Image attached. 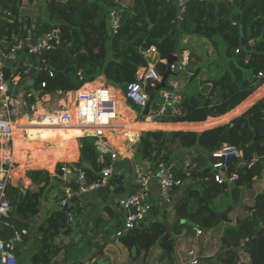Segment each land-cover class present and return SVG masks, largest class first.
<instances>
[{
    "label": "trees",
    "instance_id": "obj_1",
    "mask_svg": "<svg viewBox=\"0 0 264 264\" xmlns=\"http://www.w3.org/2000/svg\"><path fill=\"white\" fill-rule=\"evenodd\" d=\"M44 1L46 5L43 9L47 13L48 22L38 25V32L60 28L61 44L56 51L44 56L51 77L47 72H42L33 80L21 81L24 89L32 90L28 97L30 104L35 100L31 95L33 92L40 96L70 93L100 78L104 80L105 86L124 90L128 83L136 80L139 70L148 68L149 64L155 65L162 76L165 64L161 61L174 55L175 62H180L184 52L189 55L184 72L176 75L186 82L182 92L176 93L180 98L175 104L179 114H173L169 106L166 114L158 120L159 123L172 124L163 125L172 131L143 132L133 144L131 160L117 159L112 163L108 157L106 164L112 166V176L105 187L94 194H88L97 195L103 203H107L111 194L121 195L129 186H132L129 193L134 191L132 168L135 166L156 170L159 165H170L179 155L186 154L187 159L179 162L173 170L174 177L187 186L178 190L180 197L176 202L174 198L172 210L153 208L152 218L119 237L120 244L132 257L159 245L163 250L160 262L170 263L178 239L193 235L198 227L215 229L225 225L218 263L264 264V193L253 197V205L247 209L249 216L238 218L234 225H231L232 217L229 218L230 214L233 216L237 204L240 205L243 194L264 173V139H255L256 136L264 135V98L242 115L225 123L226 117L248 105L256 94L260 93L258 98L264 94L263 87L243 106L237 107L264 84V78H258L259 73L264 75V16H260L258 8H249L240 22V12L246 2L191 0L180 16L172 0ZM22 2L0 0V6L15 16L13 21L0 18V39L22 33L28 25V19L24 17L23 24L19 23ZM113 10L120 16L116 33H112L109 27V14ZM152 48L158 55V62L147 56ZM168 81L169 78L166 84ZM153 90L148 88L147 91L150 93ZM155 107L151 104V108ZM208 118H213L214 122L223 121L218 123L220 125L214 124L207 128H178L182 124L177 123L201 126ZM28 133L45 144L62 147L58 162L76 160L77 137L73 138L71 130L53 129L37 137L31 131ZM77 142L80 159L76 165L81 167L82 159L86 160L94 169V172L84 169L87 182L99 180L101 166L96 162L98 153L95 139L84 136ZM224 144L232 148L244 147L242 152L245 161L254 157L257 160L249 169L239 167L238 180L232 185H218L213 179L212 167L215 161L212 153ZM36 148L30 152L31 160L33 155L41 156L45 153L44 148ZM195 150L196 154L192 155ZM20 156L17 155L18 159ZM60 167L61 164L56 166L53 179L47 172H28L30 179L36 178L34 182H37V178L43 181L41 190L34 192V196L50 192V180L57 183L64 181ZM225 193H230L233 203L221 213L222 210L214 208V203ZM61 195L57 193L53 200L57 202ZM8 197L11 216L7 223L2 224L0 238L7 239L15 231L27 230L29 234L24 236L22 244L31 241L30 246L36 248L35 253L27 259L22 251L28 253V248L19 246L15 252L17 264H49L63 251L65 246L62 238L70 239L68 245L73 247L84 240L90 246H97L95 241L100 233L110 235L122 227L123 213L118 210L116 203L112 209L104 205L100 215L84 227L78 229V223L71 226L68 214L78 218L84 210L79 202L74 201L66 208L55 206L52 212L45 214L34 230L28 222L18 219L14 214L24 200L23 195L10 187ZM175 219L179 220V224L167 234L164 223L172 224ZM242 256L248 259L247 263L242 262ZM91 260V264H96V258Z\"/></svg>",
    "mask_w": 264,
    "mask_h": 264
},
{
    "label": "built area",
    "instance_id": "obj_2",
    "mask_svg": "<svg viewBox=\"0 0 264 264\" xmlns=\"http://www.w3.org/2000/svg\"><path fill=\"white\" fill-rule=\"evenodd\" d=\"M168 1V0H167ZM178 8L181 16L185 12L186 5L191 0H172ZM27 6H35L36 9L44 7V0H23L20 7L19 23L23 24L24 11ZM41 5V7H40ZM35 9V10H36ZM13 13L8 9L0 6V18L14 20ZM28 25L25 26L22 33H14L10 37L0 39V228L2 224L7 223L11 216V204L8 197V189L12 187V176L17 161L14 158L15 141L14 135L18 128V121L21 114L26 111H32L43 101L45 104L49 102L47 97L35 96V92L31 95L34 102L30 104L28 97L32 90L24 89L21 81H28L37 78L39 73L47 72L51 77L52 73L47 70L46 53L54 52L61 44L60 28H52L47 31L38 32V25L48 22L47 13L42 9V13L35 18L26 15ZM120 16L116 10L109 14V27L112 33H116L119 27ZM235 25V23H233ZM155 49L152 48L147 54L152 55ZM189 60V55L184 52L181 55L180 62H174L170 71L175 75L167 84L174 89H182L185 80L177 74L184 72V68ZM165 64V60L161 61ZM19 70L21 74H19ZM9 72V74H7ZM259 79H263V73L258 74ZM162 76L157 72L155 65L149 64L148 68L140 69L136 80L128 83L122 90L123 99L130 104L145 108L148 101V88L156 89L161 83ZM44 86V85H42ZM211 88V85H208ZM83 88V87H82ZM80 89L75 102V115L66 106H61L59 111L54 112L49 117L52 122L58 126L71 127L76 123L84 132L90 131L91 134L85 133L83 136H89L95 139V147L97 149V164L101 166L99 180L88 183L84 169L74 163H60V174L64 181L61 182L60 193L61 198L56 202L58 208H66L71 206L74 201L79 202V206L84 202V197L88 194L96 193L100 188L105 187L108 179L113 174L112 166L106 164L109 157L110 162L119 159V154L112 150L107 142L105 133L114 127L117 120V102L110 87L101 85L89 89ZM160 104L148 111L145 120H150L153 124L162 118L167 108L171 106L173 114H179V110L175 104L180 98L174 92L160 90ZM60 93V92H58ZM67 106L71 104L68 102ZM118 128V127H116ZM187 159V158H186ZM213 179L218 185L234 184L238 180V168H251L256 163L254 157L250 161L243 159V152L237 148L222 145L218 150L212 153ZM178 164L159 165L156 170L143 169L135 167L133 170V186L134 191L117 198L115 201L118 210L123 213L122 227L112 233L111 238L119 239L132 229L139 227L145 220L152 218V209H172L174 195L179 193L178 190L186 187V183L174 177V168ZM53 174V177H55ZM152 183L155 184L158 199L155 201L152 196ZM75 221L74 215L68 214V223L73 226ZM197 235L202 232L195 229ZM27 230L15 231L9 238H0V264H17L16 249L23 243L24 236H27ZM247 241V240H246ZM192 257L190 264H198L199 260L195 258L194 250L188 252ZM80 264V263H78ZM82 264H91L85 262Z\"/></svg>",
    "mask_w": 264,
    "mask_h": 264
},
{
    "label": "crops",
    "instance_id": "obj_3",
    "mask_svg": "<svg viewBox=\"0 0 264 264\" xmlns=\"http://www.w3.org/2000/svg\"><path fill=\"white\" fill-rule=\"evenodd\" d=\"M156 55H157L156 53L154 55L152 54V58H153V56L155 58ZM155 59H157V58H155ZM155 59H153L154 62L159 61V58L157 60H155ZM171 79H175V78H171ZM101 85H105V82L102 78L97 79L95 82H93L91 84L85 85L82 89H89V88L98 87ZM263 87H264V84L261 85L256 91H254L244 102H242L237 107L243 106L244 103H246L247 100L254 95V93L259 92ZM110 89H111L113 95L115 96V99L117 102V113H118V110L120 109L122 111H125V114L127 116L132 117V118H131V121H120L118 119V115H117V120L114 123L115 128L108 130L105 133V136H106L107 142L110 145V147L112 148V150L119 154V160H131L133 158V144L137 142L138 137L143 132L148 131L145 128H147V127L148 128L159 127L161 124H152L149 121L146 122L145 119H144L145 120L144 121L142 119V117H144L143 116L144 110L143 111L138 110L132 104H130L129 102L124 100L123 96H122V89L116 88L113 86H110ZM78 92H79V90L74 91V92H70V93H57V94L59 96H61V95L65 96V100H67V103L69 102V98L71 96L72 100H73L72 103H74ZM174 94H176V93L174 92ZM35 96H38V94H35ZM258 97L259 96L256 95L249 102L251 104L248 103V105H246V106L242 107L240 110H238V113L240 112L238 114V116L242 115L248 108L253 106L255 103L260 101L262 98H264V94L260 98H258ZM47 99H49V101H50V94L47 97ZM65 100L64 99L59 100L58 107L60 109H61V106H63L60 103H62V102L66 103ZM65 103H64V105H65ZM235 109H233V110H235ZM54 112H56V111H52V114H51L49 111L45 112L42 107H39V108L36 107V110L34 111L32 119L30 121L27 119V117H23V118H25V120L23 121L24 126L30 125L27 127V129H25L26 130V136L28 137L29 141H28V143L22 144V146H20L17 149V155L21 154V156L23 157V155L25 153H29L33 149H35L38 144H40V143L45 144L41 141L34 139L32 136H30L28 131H31V130L36 131L38 136H40V134H42L44 132H48L49 130L68 129V130H71L73 138L77 137V138H75L77 158L75 161H72V162H59V163H74V164H76L79 161L80 153H79V145H78L77 140L84 137L83 135L85 133H87L88 131L82 132L81 130H79V128L75 127L77 125L76 123H74V125H72L71 127L58 126L57 123H54L50 119H48L49 117H52ZM42 113H44V115H39ZM72 113H73V115H75V108L74 107L72 108ZM230 116L231 115H229V117ZM238 116L230 118L225 123L230 122L231 120H233L234 118H236ZM40 118L42 121L37 120ZM146 123H148V124H146ZM218 123H220V121H218ZM218 123H212L211 126L214 124H218ZM162 124L172 125L170 123H162ZM177 124H182L181 126L178 127L180 129L207 128L206 125H204V123L201 126H193L189 123H177ZM192 124H196V123H192ZM144 125H146V126H144ZM218 125H220V124H218ZM116 127H118V128H116ZM160 127L166 128L163 125H161ZM120 128H122V129H120ZM132 128H133V130H131ZM124 130H128V133H127V131H124ZM167 131H172V130H167ZM179 131H182V130H179ZM184 131H188V130H184ZM189 132H193V131H189ZM199 132H202V131H197V133H199ZM89 134H91V133H89ZM46 145L53 147L51 144H46ZM54 148H56V150L59 152V153L55 154L54 158L56 160L58 156H61L60 151H61L62 147H59V148L54 147ZM195 154H196V150L192 153V155H195ZM15 160H16V158H15ZM25 161H27V159H25ZM17 163H18V166L16 167V169L18 171L19 179L21 178L20 179L21 182H19L18 180L12 181V187L11 188L19 190V192L22 195H23V193L28 192L30 190H32L33 193L39 192V190H41V188L43 186V184H42L43 181L39 180V178H37V182H34L33 180L34 179L36 180V178L32 177L30 179L28 177V175H27L28 172L26 171V166L24 164L20 163L19 161H17ZM20 164H22V165L20 166ZM135 167H137V166H135ZM135 167L132 169L134 170ZM54 169H55V167H54ZM30 171H33V170H30ZM25 175H26V177H25ZM49 176H50V174H49ZM263 176H264V173H263ZM263 176H262V178H263ZM50 178L53 179L51 176H50ZM262 178L260 179V184L262 186H264V178L263 179ZM110 189L114 190L113 188H110ZM131 189H132V186L127 187V190L121 195H125V194L127 195ZM151 189H152L153 199L155 201H157L158 192H157V189H156V186L154 183H152ZM248 191L251 192V189ZM48 194H49L48 191H46V193H45L46 199H45V201H43V203L45 202L44 203L45 204L44 212L46 209H48V212L49 211L52 212V210L55 208V205H52L51 207L49 205H47L48 202H51L50 196H49V198L47 196ZM121 195L111 194L110 201H108L107 203H103L97 195L85 196L84 202H82V205H81L84 208V210H83L82 214L80 215V217L75 218V221H74L75 225H76V223H78L76 225L77 228L80 229V228L84 227L85 224L96 219L100 215L104 205L112 209L114 207L115 200ZM251 195L252 194L248 193L247 191L243 194V198H244V202L242 204L243 206H245L247 208L252 207V205H253L252 199L253 198L251 197ZM179 197H180L179 193H177V195H174L175 202L179 199ZM235 212H236V210H233V214H235ZM247 216H249V215H247V214L244 215V217H242V219L247 217ZM239 219H240V217H239ZM234 224L235 223H231V225H234ZM29 225L31 228H34V230H36L37 227L39 226L38 224L32 225L31 223H29ZM222 227L223 226L215 228L214 231H212V232H202L200 235H197L195 232L193 235L184 236V237H181L180 239H178L175 243L174 250L171 254L170 263H167V262L161 263L160 262V257L162 256L163 250H162L161 246H159V245L152 247L149 251L141 253L136 257H132L129 254L128 250L126 248H124V246L122 244H120L119 241L111 238L112 234L108 235L109 233H102V234L100 233L99 234L98 239L95 241L97 246H95V245L90 246L87 244L86 241H83L85 244L83 242L81 244H84L83 247H85V248L82 247L81 252L79 251L80 248H77L75 250L73 247L72 248L73 250L70 249V251L68 250V252H66V250L63 249L64 253L63 254H62V252L59 253L55 258H53L51 260L50 263H52V264H78V263L82 264L85 262L92 263L91 259L96 258V260H97L96 264H190L192 257H190L188 255V252L191 250H194L195 258H197L199 260L198 264H219L217 262V256L220 252L221 237L223 235V230H224ZM31 228H30V230H31ZM28 253L30 255H33L35 253V251L34 252H28ZM241 260L243 263L248 262V259L245 256H242Z\"/></svg>",
    "mask_w": 264,
    "mask_h": 264
},
{
    "label": "rangeland",
    "instance_id": "obj_4",
    "mask_svg": "<svg viewBox=\"0 0 264 264\" xmlns=\"http://www.w3.org/2000/svg\"><path fill=\"white\" fill-rule=\"evenodd\" d=\"M40 7H41V5H40ZM35 8V6H27L26 5V10L24 11V17L26 16V15H28V16H30V17H36L38 14H41L42 13V9H43V7H41V8H38V9H36ZM153 55L155 54V53H152ZM148 58H149V55H148ZM155 58H157L158 59V55H156L155 56ZM154 58V56H153V58H151L152 60L153 59H155ZM157 59H155V60H157ZM171 78H173V77H169V81H168V83L170 82V79ZM73 94V93H72ZM256 95H260V93H258V94H256ZM60 99H64L65 100V96H63V95H61V96H59L57 93H54V94H50V101L48 102V103H44L43 101H41L38 105H37V108H39V107H42L43 109H44V111L45 112H47V111H49L51 114H52V111H59L60 110V108L58 107V104H59V100ZM76 99V98H75ZM159 100H160V97H159V92H157V94H156V97H155V99L153 100V102H152V105H153V107H155L156 105H158V104H160V102H159ZM66 101V103L65 102H62V103H60V104H62V105H64V103H65V105H66V109H70L71 110V112H72V108L74 107L73 106V104L74 103H72L73 102V100H72V97L70 96V98H69V102H70V106H67L68 104H67V100H65ZM134 106V105H133ZM134 107H136V109H138V110H141V111H143L144 109L143 108H140V107H137V106H134ZM36 110V108H34V111ZM238 111H236V112H234V113H232L231 114V116L229 117H226L227 118V120L226 121H228L230 118H232V117H235V116H238ZM39 115H44V113H42V114H39ZM32 116H33V112L32 111H26V112H23L22 114H21V118L19 119V121L20 120H22V119H24L23 117H27V119L30 121L31 119H32ZM131 118L132 117H130V116H127L126 114H125V112H123L122 110H118V119L120 120V121H131ZM141 118V117H140ZM142 119H145V117H142ZM36 120V119H35ZM37 120H40V121H42L41 120V118L40 119H37ZM208 120V119H207ZM206 120V121H207ZM18 121V122H19ZM145 121V120H144ZM214 121V120H213ZM147 122V121H146ZM39 123V122H38ZM216 123H218V122H216ZM146 124H148V123H146ZM157 124H161V125H169V124H162V123H159V121H157ZM206 127H208V126H206ZM123 128V127H122ZM122 128H120V129H122ZM146 130H148V131H154V130H163V131H167V130H169V129H165V128H157V127H152V129L151 128H145ZM131 130H133V128L131 129ZM123 131V130H122ZM124 131H127V133H128V130H124ZM147 131V132H148ZM31 132H34V134L36 135V136H38V134L36 133V131H33V130H31ZM89 133H91V132H89ZM17 133L15 132V135H16ZM15 135H14V141H15ZM37 148L39 149V148H44V155H41V156H39V155H37V154H35V155H33V160H31L30 159V152L29 153H25L24 155H23V157L22 156H20L19 157V159H18V157H16L15 156V154H14V158H16V160L17 161H19L20 163H22V164H24L25 166H26V171L27 172H29L30 170H33V171H39V172H47L48 174H50V176L53 178V174L55 173V169H56V166L58 165V164H60L59 162H57L56 164H55V169H53V171L52 172H48V171H45V169H49L54 163H55V161L56 160H54L53 158H54V156H55V154H57V153H59L57 150H56V148H54V147H51V146H49V145H46V144H42V143H40V144H38L37 145ZM36 148V149H37ZM20 155V154H19ZM28 157V158H27ZM21 158V159H20ZM27 159V161H25V159ZM187 158V156H186V154H181V155H179V158L178 159H175L173 162H171V164H179V162H183V161H185V159ZM22 164H20V166L22 165ZM18 172V171H17ZM52 174V175H51ZM27 175H28V173H27ZM25 177H26V175H25ZM263 178H264V176H263ZM262 178V179H263ZM21 179V178H20ZM61 183H57V182H55V181H53V180H51L50 182H49V186H50V189L52 188V190H50V192H48L49 194L47 195L48 196V198H49V196H50V201L51 202H48V204L47 205H49L50 207L52 206V205H55V201L53 200V197H54V195L56 196L57 195V193H60V188H61V185H60ZM23 185V184H22ZM230 185H232V184H230ZM20 186V185H19ZM248 193H251L252 195H251V197L253 198V197H256L258 194H261V193H264V186H262L261 184H260V180L259 181H257V182H254L253 184H252V187H251V192L250 191H247ZM45 193H46V191L43 193V194H38V195H33V192H32V190H30V191H28V192H25V193H23V202L20 204V206H19V209H16L15 210V212H14V214H15V216L18 218V219H20V220H23V221H26V222H28V223H31L32 225H34V224H40V222H41V220H42V218L45 216V214H47L48 213V209H46L45 210V212H44V206H45V202L43 203V201H45V199H46V197H45ZM251 198V199H252ZM231 202H232V198H231V196H230V193H225V194H223L222 196H220L218 199H216L215 200V203H214V208H218V210H222V212L221 213H223L224 211H225V209L227 208L226 206H228V205H230L231 204ZM243 202H244V198H243V200L241 201V202H239L240 203V205L239 204H237V207L234 209V210H236V212H235V214H233V216L230 214L229 215V218H231V220H232V223H235L236 222V220H238L237 218H241L242 219V217H244V215H249L250 213L248 212V208L247 207H245V206H243L242 204H243ZM247 202V201H246ZM233 203V202H232ZM46 205V206H47ZM224 210V211H223ZM228 211V210H227ZM239 212V213H238ZM235 215V216H234ZM231 216V217H230ZM170 221V220H169ZM174 222V221H173ZM170 224V223H169ZM75 225V223L73 224V226ZM224 226L225 225H223V229H224ZM35 227V226H34ZM31 235V234H30ZM31 237V236H30ZM62 243H63V245L65 246L64 247V249L66 250V252H68V250L70 251V249H72L73 248V246H70V245H68V243L70 242V239H66V238H62ZM85 241V240H84ZM84 243V242H83ZM85 244V243H84ZM84 244H79V245H76L75 247H74V249L76 250L77 248H80V252H81V250H82V247L84 246ZM31 245V241H28V244H21V247L23 248L24 247V249L27 247L28 248V251L29 252H34L35 251V249L36 248H33L32 246H30ZM79 246V247H78ZM22 248H19V250H22ZM67 248V249H66ZM83 248H85V247H83ZM73 250V249H72ZM23 253L22 254H24L26 257H27V259L29 258L30 259V256H32V255H30L29 253H25V251L23 250L22 251ZM64 253V250L62 251V254ZM217 262H218V260H217ZM90 263V262H89ZM48 264V263H47ZM49 264H52V263H49Z\"/></svg>",
    "mask_w": 264,
    "mask_h": 264
},
{
    "label": "water",
    "instance_id": "obj_5",
    "mask_svg": "<svg viewBox=\"0 0 264 264\" xmlns=\"http://www.w3.org/2000/svg\"><path fill=\"white\" fill-rule=\"evenodd\" d=\"M232 3H243L246 2L245 6L242 8L241 12H240V22H242L244 13L251 7L256 6L258 8L259 14L261 17L264 16V9H263V0H229ZM149 57H152V55H149ZM176 61V57L174 55L169 56L166 61H165V72L162 75V80L160 85L153 90L152 92L148 93V101L146 104V107L144 108V112H143V116L147 117L148 115V111L151 107V104L153 102V100L156 97V94L158 91L160 90H166V91H170V92H175V93H180L182 92V89H174L171 86H168L166 84V81L169 77L174 76L173 73L170 71V67L171 65ZM264 139V135L261 136H256L255 139ZM244 149V147H239L237 148L238 151H242ZM82 169H86V170H90L94 172L93 166L88 163L86 160L82 159V164H81ZM179 224V220L175 219L174 222L172 224H167L164 223V227L166 229V233L170 234L172 232V230L174 229V227L176 225ZM196 230L200 231V232H212L214 231V229H204L201 227H198Z\"/></svg>",
    "mask_w": 264,
    "mask_h": 264
},
{
    "label": "bare ground",
    "instance_id": "obj_6",
    "mask_svg": "<svg viewBox=\"0 0 264 264\" xmlns=\"http://www.w3.org/2000/svg\"><path fill=\"white\" fill-rule=\"evenodd\" d=\"M25 120L22 119L18 122V128L16 130V135H15V156L17 157V149L22 146V144L24 143H28V137L26 136V130L28 126L30 125H25L23 124V121ZM213 118H209L206 122H204V125L206 126H211L212 123H216V122H213ZM223 121V120H220V122ZM150 123H152L150 120H149ZM218 122V121H217ZM153 124V123H152ZM75 127L79 128V130H81L82 132H84L82 130V128H80L78 125H76ZM61 159V156H58L55 163L48 169L49 172H52L54 167H55V164L60 161ZM18 180L19 182H21V180L19 179L18 177V172H17V169L13 172V176H12V181H16Z\"/></svg>",
    "mask_w": 264,
    "mask_h": 264
}]
</instances>
